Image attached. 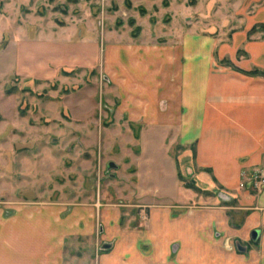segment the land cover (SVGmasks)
I'll return each mask as SVG.
<instances>
[{
	"label": "rangeland",
	"instance_id": "374dc122",
	"mask_svg": "<svg viewBox=\"0 0 264 264\" xmlns=\"http://www.w3.org/2000/svg\"><path fill=\"white\" fill-rule=\"evenodd\" d=\"M260 14L264 0H0V264H159L141 238L137 260L123 248L168 195L183 213L229 206L242 227L246 212L199 192L186 164L176 186L172 125L148 91L240 32L264 38ZM202 233L160 264H264V232Z\"/></svg>",
	"mask_w": 264,
	"mask_h": 264
},
{
	"label": "crops",
	"instance_id": "0c3cea01",
	"mask_svg": "<svg viewBox=\"0 0 264 264\" xmlns=\"http://www.w3.org/2000/svg\"><path fill=\"white\" fill-rule=\"evenodd\" d=\"M261 23L262 14L254 20V25ZM248 31L238 33L232 45L219 51L217 60L192 58L188 67L176 72L174 87L170 89L173 93L161 86L148 91L153 102L151 110L159 107L158 117L152 118L172 125L169 135L175 148L172 155L176 186L179 187L178 171L186 164L199 192L212 199L213 194L226 203L236 201L235 209L246 212L242 227L231 226L229 206L197 204L183 213L173 205L179 199H170L166 193L168 196L160 202L148 200V230L141 237L134 235L123 248L132 261L142 257L138 253L140 238L156 252L160 264L167 248H179V243L187 242L199 249L202 232L208 234L210 229H220L228 235L251 234V240L252 233L259 231L258 239L252 240L255 243L263 234L260 229L264 230V191L252 192L250 181L264 167V76L251 74L264 73V38L251 39ZM102 264L124 261L117 253Z\"/></svg>",
	"mask_w": 264,
	"mask_h": 264
},
{
	"label": "built area",
	"instance_id": "2783aa9c",
	"mask_svg": "<svg viewBox=\"0 0 264 264\" xmlns=\"http://www.w3.org/2000/svg\"><path fill=\"white\" fill-rule=\"evenodd\" d=\"M253 185L256 189L264 187V171L255 177Z\"/></svg>",
	"mask_w": 264,
	"mask_h": 264
},
{
	"label": "water",
	"instance_id": "95a60500",
	"mask_svg": "<svg viewBox=\"0 0 264 264\" xmlns=\"http://www.w3.org/2000/svg\"><path fill=\"white\" fill-rule=\"evenodd\" d=\"M259 234H260L259 231H254V232L252 233V240H253V241H256V240L258 239V237H259Z\"/></svg>",
	"mask_w": 264,
	"mask_h": 264
},
{
	"label": "trees",
	"instance_id": "16d2710c",
	"mask_svg": "<svg viewBox=\"0 0 264 264\" xmlns=\"http://www.w3.org/2000/svg\"><path fill=\"white\" fill-rule=\"evenodd\" d=\"M254 32H255V28L252 29V31L250 32V34H251V33H254ZM251 74H254V75H260V74H261V75L264 76V73H261V72H258V71H256V72H252ZM194 188H195V187H194Z\"/></svg>",
	"mask_w": 264,
	"mask_h": 264
}]
</instances>
